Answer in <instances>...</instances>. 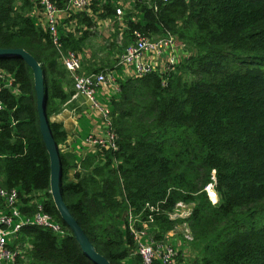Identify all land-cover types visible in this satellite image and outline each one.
<instances>
[{"label":"trees","instance_id":"16d2710c","mask_svg":"<svg viewBox=\"0 0 264 264\" xmlns=\"http://www.w3.org/2000/svg\"><path fill=\"white\" fill-rule=\"evenodd\" d=\"M115 1L91 0L90 12L96 20L111 17ZM65 3L56 0L57 7ZM35 6V0H0V48L20 47L40 65L45 115L58 147L65 132L49 116L73 91L63 90L69 76L48 32L30 14ZM136 9L135 21L123 16L129 29L146 36L168 32L183 42L185 55L161 73L118 81L107 100L116 146L86 154L78 163L84 173L69 180L77 158L58 148L65 206L110 264H141L129 218L134 229L150 227L156 241L184 222L191 237L187 264H264V0H168L155 10ZM69 17L74 32L58 28V38L62 50L76 52L89 43L96 20L84 12ZM101 51L82 63L86 73L112 67L115 59L97 55ZM0 70L11 77L0 88V184L15 188L22 212H33L36 200L66 229L58 236L23 225L13 243L28 247L14 264H93L61 224L48 191L32 71L5 54ZM176 203L190 204L184 218L169 217Z\"/></svg>","mask_w":264,"mask_h":264},{"label":"built area","instance_id":"2783aa9c","mask_svg":"<svg viewBox=\"0 0 264 264\" xmlns=\"http://www.w3.org/2000/svg\"><path fill=\"white\" fill-rule=\"evenodd\" d=\"M121 1L127 7L130 5L133 7L135 4L132 5L133 2H140L145 4L148 9L155 10L158 3H165L168 0H117L113 3L115 5L114 11L109 20L115 18L116 24L118 22L119 34H124L128 30V36L123 48L115 55L116 61L123 66L131 68L130 76H141L152 71L161 73L168 65H173L177 62L173 55L170 54L166 56L162 65L159 67L155 66L152 62L155 56H159L163 51L183 48V42L168 32L155 38H150L136 28L129 29L126 26V22L120 18L121 10L119 4H121ZM182 1L187 2L189 0ZM35 2L36 6L31 14L39 13V24L48 32L51 43L58 52L60 64L69 73L74 93L83 97L85 103L99 116L103 124V132L100 135L88 137L87 142L93 145L95 149H114L116 136L111 128L107 101L104 103L97 98L98 89L104 84L110 83L111 77L107 72L101 71L87 74L79 73V55L69 49L62 50L58 38L57 23L59 22V14L65 13V16L77 11H84L88 15H93L89 8L91 0H66L62 7L56 6V0H35ZM134 11H137V9ZM129 19L131 21L136 20V18L133 19L132 15L129 16ZM10 82V75L4 70H0V88L8 86ZM113 89L117 93L118 85L113 87ZM32 203H34L33 212H22L19 209L15 188H6L0 184V264H14V258L18 253H21V248L28 247L27 243H22L21 248L18 247V244L13 243L16 240L18 230L23 225L32 224L47 228L58 236L66 233L62 230V228H65L59 222L52 219L48 213L42 210L41 203L36 200H33ZM181 206L186 207V204L176 203L169 217L171 218V215L175 214L174 212ZM188 212L175 218H184ZM133 223L134 219L129 218L128 227L132 232V237L135 241V253L139 256L141 264H172L173 257L179 251L178 247L185 246L186 242L191 239L186 233L182 235V238L168 239L169 242L163 241L164 238L156 241L148 234L146 225H142L143 228L134 229ZM10 245H14V248H10Z\"/></svg>","mask_w":264,"mask_h":264},{"label":"crops","instance_id":"0c3cea01","mask_svg":"<svg viewBox=\"0 0 264 264\" xmlns=\"http://www.w3.org/2000/svg\"><path fill=\"white\" fill-rule=\"evenodd\" d=\"M32 11L33 10H31V12ZM78 12H84V11H77V13ZM84 13L87 14L86 12ZM138 13H139V10L135 11L134 15L135 14L136 15L133 16V19L140 17L138 16ZM64 14L65 13H61L58 16L59 21L63 20L64 18H67L65 21V23L67 24V27L62 26V28H66L65 29L66 31L74 32L73 31V28L75 26L74 18L69 17V15L64 16ZM34 16L39 22L40 20L38 17L40 16L39 13L36 12ZM89 16L92 19L96 20V18L93 15H89ZM108 20H109V17L96 20L94 23L96 24L94 29L95 30L104 29L105 31H107L106 28H108V23H109ZM117 25H118V22H117ZM83 26L84 25L80 24L77 26V28L79 27L84 28ZM78 33L79 32L77 31L76 34ZM157 36L158 35H149L148 37L155 38ZM88 45L89 43H84L81 49L76 51L80 59V68L78 72L81 74H87L85 69L81 65L82 63H86L87 60L89 61L92 60V57H91L92 53L98 47V45L96 46L89 45L90 47ZM170 54L173 55V57L177 61H179L185 55V52L183 48L170 49L167 51H163L159 56H155L152 59V62L155 64V66L159 67L160 65L164 63L166 56ZM97 55L102 56L100 52L97 53ZM112 58H115V54ZM130 71H131L130 67L123 66L119 64L118 62H116V64L114 63L112 67L107 69V73L111 77V80H110V83H107L106 85L104 84L102 87L98 89V94H97L98 100L106 103L107 99L111 95L112 96L115 95L116 92L114 91L113 87L118 85V81L120 79L130 76L131 74ZM67 74L69 76V81L68 82L62 81L63 90L72 92L73 91L72 80L68 72ZM49 120L54 121L56 123H60L62 129L65 132V139L61 144H59L58 146L59 150H61L62 152H66V151L71 152V154H73L77 158L76 166L68 169L66 173L68 179L72 180L74 178L73 175L75 172L84 173L85 171V170L80 169L78 165L79 161L86 154H94L95 147L87 142V138L90 136L100 135L103 132V124L99 116L93 110H91L88 107V105L85 103L83 97H81L79 94H75L74 91H73V94H71L69 98L66 99L61 110L49 116Z\"/></svg>","mask_w":264,"mask_h":264},{"label":"water","instance_id":"95a60500","mask_svg":"<svg viewBox=\"0 0 264 264\" xmlns=\"http://www.w3.org/2000/svg\"><path fill=\"white\" fill-rule=\"evenodd\" d=\"M1 54L11 55L22 60L32 71V83L35 93L38 129L46 148L49 161L48 191L61 224L71 231L79 248L93 264H110L103 255L94 249L93 245L88 241L86 235L71 216L62 200L59 189L61 170L58 158V147L52 138L45 115V93L40 65L32 55L20 47L8 49L0 48V55Z\"/></svg>","mask_w":264,"mask_h":264},{"label":"rangeland","instance_id":"374dc122","mask_svg":"<svg viewBox=\"0 0 264 264\" xmlns=\"http://www.w3.org/2000/svg\"><path fill=\"white\" fill-rule=\"evenodd\" d=\"M132 5H133V7L131 5L129 7L124 6V2L121 1V4H119L120 10H121L120 18H122V19L128 18V13H129V16H131V15L134 16V12H135L134 10H136V8L139 7L140 5H143V3L133 2ZM123 16H124V18H123ZM66 19L67 18H64L63 20H61V21H59L57 23V29L59 27L62 28V26L67 27V24L65 23ZM114 19L115 18H111L109 20L108 28H106V30L108 32L105 31L104 29H102V30H97L96 29L95 30L94 29L95 24H94V26L91 25L90 31H93V33L91 34V36L89 37V40H88L90 46L98 45V48L102 49V51L100 52L101 55L105 56V58L107 60L109 59V60H112V61H113V59H115V61L117 60L116 58H112V57L114 56V54L116 55L123 48L124 42H126V39H127V36H128L127 35L128 30H126L127 33L124 32V34H119L120 28H118V26L116 24V20H114ZM62 29L65 30L66 28H62ZM116 62H114V63L116 64ZM211 185L212 184H209V185L206 186V192H207V195L209 194V191L213 192V194L210 193L212 195V198L210 197V195H209V197L211 198L212 201H215L216 200V196H215V192L212 189ZM189 205L190 204H187L186 207L185 206L179 207L174 212L175 214L171 215V218H175V217H179L180 215H184V213H186L187 211L190 210L189 209L190 208ZM141 225H144V224L142 223ZM146 228H148L147 231H149V233L151 234L150 227L146 226ZM62 230L66 232L65 229L62 228ZM186 233L189 235L188 229L185 226V223L184 222H178L177 224L174 225L172 230H170L167 233H165V235H164L165 238H164L163 241L169 242L168 239H172V238H175V237L182 238V235L186 234ZM178 248H179V251L173 257L172 264H187L188 258H191L190 253L188 252V245L186 244L183 247L179 246Z\"/></svg>","mask_w":264,"mask_h":264},{"label":"bare ground","instance_id":"6f19581e","mask_svg":"<svg viewBox=\"0 0 264 264\" xmlns=\"http://www.w3.org/2000/svg\"><path fill=\"white\" fill-rule=\"evenodd\" d=\"M210 193H212V194H213V192H210V191H209V194H208V195H210V197L212 198V195H211ZM210 197H209V198H210ZM211 198H210V199H211Z\"/></svg>","mask_w":264,"mask_h":264},{"label":"clouds","instance_id":"9594fccd","mask_svg":"<svg viewBox=\"0 0 264 264\" xmlns=\"http://www.w3.org/2000/svg\"><path fill=\"white\" fill-rule=\"evenodd\" d=\"M209 197V196H208Z\"/></svg>","mask_w":264,"mask_h":264}]
</instances>
